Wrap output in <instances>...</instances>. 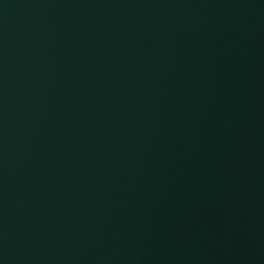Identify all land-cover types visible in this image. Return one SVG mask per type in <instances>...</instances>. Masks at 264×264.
<instances>
[{
  "label": "water",
  "instance_id": "95a60500",
  "mask_svg": "<svg viewBox=\"0 0 264 264\" xmlns=\"http://www.w3.org/2000/svg\"><path fill=\"white\" fill-rule=\"evenodd\" d=\"M0 264H264V0H0Z\"/></svg>",
  "mask_w": 264,
  "mask_h": 264
}]
</instances>
